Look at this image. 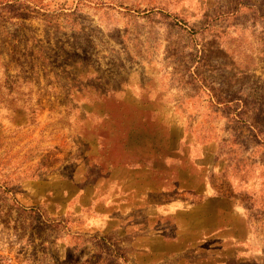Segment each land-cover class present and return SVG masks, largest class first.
Segmentation results:
<instances>
[{"label":"rangeland","instance_id":"rangeland-1","mask_svg":"<svg viewBox=\"0 0 264 264\" xmlns=\"http://www.w3.org/2000/svg\"><path fill=\"white\" fill-rule=\"evenodd\" d=\"M0 264H264V0H0Z\"/></svg>","mask_w":264,"mask_h":264}]
</instances>
